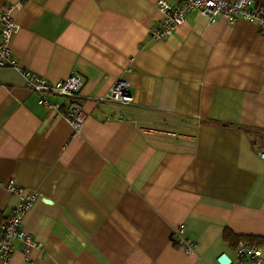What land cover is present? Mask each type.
<instances>
[{
  "label": "crops",
  "instance_id": "obj_1",
  "mask_svg": "<svg viewBox=\"0 0 264 264\" xmlns=\"http://www.w3.org/2000/svg\"><path fill=\"white\" fill-rule=\"evenodd\" d=\"M158 1L0 0L20 68L51 83L77 73L86 114L75 134L0 69V222L10 180L36 191L22 225L41 245L25 262L15 243L0 264H218L233 258L227 230L255 239L264 264V34L193 12L152 41ZM119 78L133 102L99 103Z\"/></svg>",
  "mask_w": 264,
  "mask_h": 264
},
{
  "label": "built area",
  "instance_id": "obj_2",
  "mask_svg": "<svg viewBox=\"0 0 264 264\" xmlns=\"http://www.w3.org/2000/svg\"><path fill=\"white\" fill-rule=\"evenodd\" d=\"M157 7L163 18L149 30L148 36L152 41L173 36L185 23L187 15L193 12L204 15L209 23L215 22L218 18L225 19L228 24H234L237 20L254 23L264 34V8L257 7L253 0H182L176 7L170 6L164 0H159ZM13 8L7 5L0 12V69L10 68L19 71L25 87L37 95L38 104L49 110L61 112L74 133L79 134L86 119L82 105L77 101L83 86L82 78L77 73H72L64 80L51 83L45 77L20 68L10 51L12 38L18 29L12 16ZM50 97L64 99L65 109L61 110L59 104L49 100ZM132 102L129 83L122 78L115 80L108 94L99 99V103L123 106ZM257 155L264 160V140ZM6 190L16 197V204L10 215L0 222V259L6 263L14 252V244L19 243L24 261L28 262L32 252L39 250L41 245L23 229L22 224L25 215L37 201L38 194L36 191L20 187L13 180L7 183ZM180 242L183 243V240ZM193 247V244H188L184 248L185 253L192 254ZM244 261L261 264V248L248 244L246 241L238 242L233 251V258H229L228 264H242Z\"/></svg>",
  "mask_w": 264,
  "mask_h": 264
},
{
  "label": "trees",
  "instance_id": "obj_3",
  "mask_svg": "<svg viewBox=\"0 0 264 264\" xmlns=\"http://www.w3.org/2000/svg\"><path fill=\"white\" fill-rule=\"evenodd\" d=\"M253 1L257 7L264 8V0H253ZM224 239L228 243L233 244L234 248L236 247L237 243L240 241H246L248 244H252V245L257 244L256 240L251 237H237V236H234L232 233H230L228 230L225 231L224 233ZM174 245L176 246V244Z\"/></svg>",
  "mask_w": 264,
  "mask_h": 264
},
{
  "label": "water",
  "instance_id": "obj_4",
  "mask_svg": "<svg viewBox=\"0 0 264 264\" xmlns=\"http://www.w3.org/2000/svg\"><path fill=\"white\" fill-rule=\"evenodd\" d=\"M229 263V257L226 255H222L218 259V264H228Z\"/></svg>",
  "mask_w": 264,
  "mask_h": 264
},
{
  "label": "rangeland",
  "instance_id": "obj_5",
  "mask_svg": "<svg viewBox=\"0 0 264 264\" xmlns=\"http://www.w3.org/2000/svg\"><path fill=\"white\" fill-rule=\"evenodd\" d=\"M171 138H179V137L174 135V136H171Z\"/></svg>",
  "mask_w": 264,
  "mask_h": 264
}]
</instances>
